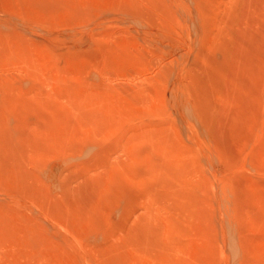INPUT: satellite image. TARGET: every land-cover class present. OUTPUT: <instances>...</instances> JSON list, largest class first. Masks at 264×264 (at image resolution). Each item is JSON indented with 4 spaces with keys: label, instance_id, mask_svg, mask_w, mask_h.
Listing matches in <instances>:
<instances>
[{
    "label": "rangeland",
    "instance_id": "rangeland-1",
    "mask_svg": "<svg viewBox=\"0 0 264 264\" xmlns=\"http://www.w3.org/2000/svg\"><path fill=\"white\" fill-rule=\"evenodd\" d=\"M0 243L264 264V0H0Z\"/></svg>",
    "mask_w": 264,
    "mask_h": 264
},
{
    "label": "bare ground",
    "instance_id": "bare-ground-1",
    "mask_svg": "<svg viewBox=\"0 0 264 264\" xmlns=\"http://www.w3.org/2000/svg\"><path fill=\"white\" fill-rule=\"evenodd\" d=\"M40 200V199H39ZM12 204V203H11ZM46 207V206H45ZM67 210V209H66ZM76 210V209H75ZM54 211V210H53ZM41 212H43V209H42V211ZM55 212V211H54ZM126 213V212H125ZM55 214V213H54ZM77 214V213H76ZM75 214V215H76ZM51 215V214H50ZM72 215V214H71ZM54 216V215H53ZM57 216V215H56ZM59 216V215H58ZM128 216H129V212H128ZM60 217V216H59ZM63 218V217H62ZM61 218V219H62ZM124 219H125V217H124ZM123 219V220H124ZM73 220V219H72ZM62 221V220H61ZM125 221V220H124ZM73 222V221H72ZM60 223V222H59ZM121 223V222H120ZM67 224V223H66ZM102 224V223H101ZM60 225V224H59ZM130 225V224H129ZM125 229H126V227H125ZM81 230V229H80ZM121 230V229H120ZM2 234H4V233H2ZM102 234V233H101ZM106 235V234H105ZM103 238V237H102ZM107 239V238H106ZM1 240H2V238H1ZM3 241V240H2ZM14 242V241H13ZM1 244V243H0ZM11 245V244H10ZM146 245V244H145ZM15 246V245H14ZM15 255H16V253H15ZM19 255L17 254V257H18ZM108 263V262H107Z\"/></svg>",
    "mask_w": 264,
    "mask_h": 264
}]
</instances>
